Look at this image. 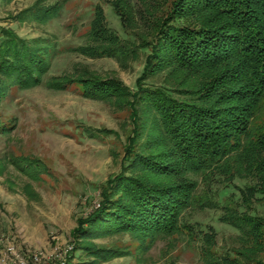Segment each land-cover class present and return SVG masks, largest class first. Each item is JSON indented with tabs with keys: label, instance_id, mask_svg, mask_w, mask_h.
Returning a JSON list of instances; mask_svg holds the SVG:
<instances>
[{
	"label": "trees",
	"instance_id": "16d2710c",
	"mask_svg": "<svg viewBox=\"0 0 264 264\" xmlns=\"http://www.w3.org/2000/svg\"><path fill=\"white\" fill-rule=\"evenodd\" d=\"M100 2L84 46L74 51L126 67L141 50L149 53L136 92L116 74L103 76L85 64L49 84L57 91L75 87L86 99L128 112L132 124L120 173L102 185L99 207L78 220L74 236L88 242L129 234L139 255L160 241L167 248L176 237L201 238L205 264H264L256 259L264 251V216L254 214L264 201V0H137L138 14L131 0ZM102 3L112 7L129 38L109 27ZM55 13L34 8L15 19L40 21ZM57 54L52 43L2 28L0 102L13 88L38 86ZM160 75L162 87L145 84ZM10 130L0 125V134ZM217 174L230 183L252 182L240 190L239 203L230 197L221 207L222 221L239 231L243 244L233 254L217 252L213 229L198 232L184 218L189 210L220 208L198 195L199 179L208 187ZM83 249L94 257L90 264L131 256L120 247Z\"/></svg>",
	"mask_w": 264,
	"mask_h": 264
},
{
	"label": "rangeland",
	"instance_id": "374dc122",
	"mask_svg": "<svg viewBox=\"0 0 264 264\" xmlns=\"http://www.w3.org/2000/svg\"><path fill=\"white\" fill-rule=\"evenodd\" d=\"M131 2L138 14L139 3ZM100 3L0 0V30L11 28L27 41L52 43L58 51L38 86L20 91L13 88L0 102V125L11 128L9 133L0 134V264H90L94 257L83 249L87 244L131 252V256L100 264H205L201 238L176 237L168 249L167 242L160 241L139 255L138 243L129 234L88 242L73 234L78 220L99 207L102 185L120 173L132 124L128 112H117L106 103L86 99L75 87L57 91L49 84L53 78L71 72L75 65L85 64L103 76L116 74L136 92V81L149 53L141 50V57L126 67L114 59L93 60L74 51L84 46L95 7ZM102 5L109 27L127 39L112 7L108 3ZM34 8H56V13L40 21L15 19L19 12ZM145 84L162 87L163 75ZM201 182L200 178L198 195L212 198L220 208L189 210L185 220L198 232L209 233L213 229L219 254L242 250L239 231L222 221L221 207L230 197L239 203L240 190L252 182L235 179L230 183L219 174L208 187ZM254 214L264 216V201L255 204ZM256 259L264 262V251Z\"/></svg>",
	"mask_w": 264,
	"mask_h": 264
},
{
	"label": "built area",
	"instance_id": "2783aa9c",
	"mask_svg": "<svg viewBox=\"0 0 264 264\" xmlns=\"http://www.w3.org/2000/svg\"><path fill=\"white\" fill-rule=\"evenodd\" d=\"M68 251H69V250H67V253H68ZM59 264H65V261H63V262H60Z\"/></svg>",
	"mask_w": 264,
	"mask_h": 264
}]
</instances>
